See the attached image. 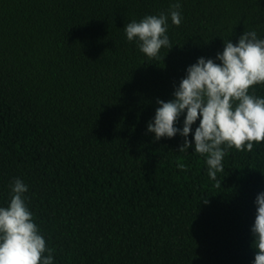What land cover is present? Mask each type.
<instances>
[{"label":"trees","instance_id":"obj_1","mask_svg":"<svg viewBox=\"0 0 264 264\" xmlns=\"http://www.w3.org/2000/svg\"><path fill=\"white\" fill-rule=\"evenodd\" d=\"M161 13L173 46L149 60L124 26ZM244 31L264 38V0H0V207L21 179L53 264H252L264 142L227 149L213 180L179 133L147 131L186 68Z\"/></svg>","mask_w":264,"mask_h":264},{"label":"clouds","instance_id":"obj_2","mask_svg":"<svg viewBox=\"0 0 264 264\" xmlns=\"http://www.w3.org/2000/svg\"><path fill=\"white\" fill-rule=\"evenodd\" d=\"M180 7L177 2L169 12L176 26L181 23ZM167 29L168 15L164 13L146 15L124 26L128 41H138L140 51L149 60L159 58L162 48H172ZM185 71L178 86H174L172 99L156 100L159 107L147 131L154 133V140L179 133L184 137L179 151L192 147L196 153L206 155L208 175L215 180L217 173L224 171L222 161L227 149L251 151L254 143L264 142V97L250 91L264 84V38H258L255 31H244L235 44L230 39L224 42L215 59L198 57ZM181 114L183 127L177 128ZM198 119L193 132L192 125ZM190 132L192 140L188 139ZM27 191L28 186L15 178L8 206L0 207V264H53V250L47 247L25 202ZM254 203L252 264H264V191L257 193Z\"/></svg>","mask_w":264,"mask_h":264}]
</instances>
